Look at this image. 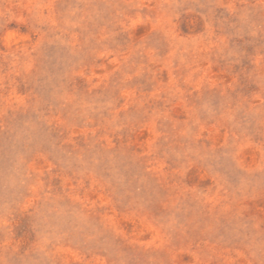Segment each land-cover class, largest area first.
Wrapping results in <instances>:
<instances>
[{
	"label": "rangeland",
	"instance_id": "rangeland-1",
	"mask_svg": "<svg viewBox=\"0 0 264 264\" xmlns=\"http://www.w3.org/2000/svg\"><path fill=\"white\" fill-rule=\"evenodd\" d=\"M0 264H264V0H0Z\"/></svg>",
	"mask_w": 264,
	"mask_h": 264
}]
</instances>
